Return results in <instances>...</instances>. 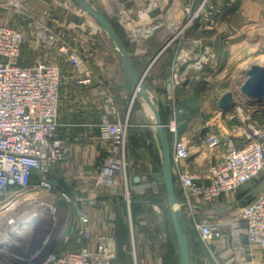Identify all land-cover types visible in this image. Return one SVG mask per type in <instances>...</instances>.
I'll return each mask as SVG.
<instances>
[{"label":"built area","instance_id":"2783aa9c","mask_svg":"<svg viewBox=\"0 0 264 264\" xmlns=\"http://www.w3.org/2000/svg\"><path fill=\"white\" fill-rule=\"evenodd\" d=\"M132 1L143 4L140 8L143 15L159 8L157 0ZM180 1L185 2V10L188 12L187 5L194 0ZM156 20L149 19L146 25L149 29L143 33L145 37H150L157 28ZM180 34L181 31L169 38L166 45L176 38L184 40ZM49 38L48 43L51 44L52 37ZM23 45V33L16 27L0 22V237L10 231L3 241L12 239L15 231L11 230L17 227L14 222L25 213L29 214L32 209H40L39 217L43 212L58 211L52 203L45 204L42 201L28 209L34 197L27 195L42 190L50 191L53 183L49 176L53 165L66 156L64 141L58 133L61 72L58 66L44 62L22 65ZM60 51L65 53L73 68L79 69L82 66V58L75 51L64 45ZM176 58L180 59L178 55ZM175 69L174 65L166 80L167 88L172 91L181 85L182 80ZM90 82L89 78L76 80L78 85ZM107 104L108 110L115 114L113 97L107 98ZM182 112L181 108L172 106L165 129L172 136L173 172L180 193V208L185 218H188L204 243L222 238V225L200 218L195 202L211 203L223 195L237 193L255 179H261L263 184L260 193L238 209L237 217L245 229L247 245L264 249V114L259 121L246 120L236 136L207 133L201 145L193 152L188 142L177 135V122ZM126 133L127 123L117 117L99 124V137L109 144L110 152L98 169L94 195L99 191L103 177L111 179L114 175L122 177L124 174V170L122 174L118 169L119 163L115 156L122 154L123 159ZM220 147L225 148V153L219 161L214 162L213 153ZM192 152H202L208 161L198 169L181 167L190 159ZM105 186L117 190L115 183L108 182ZM61 197L64 204L59 209L67 208L63 231L69 229L67 233L72 234L75 248L53 252L44 264H113L118 250L115 234L104 232L94 235L90 218L81 208L85 202L84 197L72 191L62 193ZM20 203L22 211L25 210L22 214L16 209ZM157 264H160V260Z\"/></svg>","mask_w":264,"mask_h":264},{"label":"rangeland","instance_id":"374dc122","mask_svg":"<svg viewBox=\"0 0 264 264\" xmlns=\"http://www.w3.org/2000/svg\"><path fill=\"white\" fill-rule=\"evenodd\" d=\"M90 1L95 6L101 7L121 36L124 34L119 28L120 25L130 29L134 23L143 25L144 22L149 23V19L154 21L157 18V28L154 29L153 36L149 39V47H153V50L162 46L172 36L175 37L179 31H181L180 37H183L184 40L192 37L209 38L216 34V41H220L218 53H222L221 50H223L218 67L200 75L194 74L183 77L184 82L181 80L180 88L174 90L175 96L180 99L179 104L183 105L181 109L185 120L184 123L177 125L178 136H181V133L195 132V130L197 135V129L201 125L214 122H217L219 126L215 133L220 136H227L234 131L227 133L226 129L232 130L239 125L242 126L246 120L259 119L264 114L263 111H256L255 107L247 105L245 97L240 91L251 65L264 66V0H194L190 5H187L188 12L185 10V2L179 1L175 4L169 2L167 5H162L155 11L144 15L140 11L143 4L132 0ZM204 1H206L204 6L199 10ZM76 8L81 11L74 0H0V22L16 27L24 35L20 60L22 64L33 65L37 62H44L58 66L61 72V61L52 59L59 53L54 41L57 40V37L62 38L63 43L60 45L66 47L65 44L69 40L67 25L70 22H82L84 20L81 16L75 17L73 12L76 11ZM81 13L87 16L93 25H97L88 14L82 11ZM195 23L201 32L194 28ZM185 25L187 26L181 29ZM221 33L227 34L225 40L220 37ZM46 35L47 40H45ZM49 36L52 37L51 44L48 43L50 41ZM122 38L125 39V36ZM231 41L233 42L230 43ZM59 43L61 42L58 40ZM229 46H233V50L227 51ZM223 47L226 49H221ZM227 92L232 94L235 106L222 114L218 102ZM126 100L127 103H124V107L119 113L121 116L119 119L127 123L124 156L122 159L120 153L117 156L113 155L118 163L123 165L124 161V174L122 177L121 175H114L111 179L103 177L99 190L101 191L102 188L109 189L105 186L108 182L115 183L117 189H121L124 198L122 204L126 210L125 224L127 229L132 231L133 236L129 239V246L138 249L137 246L140 244L150 254L157 252L156 259L160 260L165 257L162 254L163 251H175L176 246L161 176V146L154 128L150 124L153 122L150 109L145 106L146 111H142L138 96L132 99L129 105L128 99ZM157 102L159 112H163V116H165L167 104L163 100ZM65 158L66 156L64 160ZM104 158L100 161L98 169ZM54 165L53 167H55ZM51 172H53V168ZM95 177L96 182L99 177L97 173ZM51 182L53 187L50 191L42 190L36 194L27 195V197H34L30 200L31 205L28 209L36 206L40 201L45 204L47 202L48 204L52 203L58 210L59 207L63 206L64 200L61 194L67 193L69 189L61 181ZM258 183H253V186L252 183L251 186L250 184L245 185V188L250 186L247 192L255 191ZM241 191L240 193L237 192L238 196L237 194L226 195L233 198L228 201H222V196L213 201V206L236 203V206L230 210L220 211L213 215V220L220 223L224 230L230 228V223L240 226L237 211L248 202V200L234 198L235 196H242L244 192L242 189ZM16 209L19 210V214L25 211H22V203ZM64 209L67 211L66 207ZM229 211L230 213L236 211V214L232 212L233 214L229 215V220H225ZM186 221L189 237L195 236L193 233L195 231L187 217ZM68 230L63 231V239L57 246V251L75 248V244L72 243V234L67 233ZM191 244L195 246L193 239ZM232 247L233 252L237 250L238 246L235 244ZM256 250L261 253L264 252V249Z\"/></svg>","mask_w":264,"mask_h":264},{"label":"crops","instance_id":"0c3cea01","mask_svg":"<svg viewBox=\"0 0 264 264\" xmlns=\"http://www.w3.org/2000/svg\"><path fill=\"white\" fill-rule=\"evenodd\" d=\"M157 1L159 7H161L162 5H167L169 2L175 4L180 0ZM92 5L111 23L110 18L106 16L101 7L95 6L93 3ZM75 10L73 12L75 17L81 16L84 20L82 22H70L67 25L66 30L68 31L69 40L64 44L69 50H73L80 55L83 62L82 66L79 69H75L69 64L65 53L60 51L59 48V46H62L60 44L63 43L62 38L57 37V40L54 41V45L58 47L59 53L52 57V59L61 61L58 133L65 144L66 158L65 160L63 159L64 161L61 160L54 165L55 167H53V172L50 174V179L51 181L65 183L69 191L85 198V202L81 205V208L90 218L94 235L104 232L116 233L118 250L113 264H157L159 261L156 259L158 256L157 252H153V257V253H148V250L143 249V246L140 244L137 246L138 249L129 246V239L130 237L133 238V236L132 231L130 232L125 224L126 210L122 204L124 198L121 189L109 190L102 188L96 195L93 194L99 161L110 152L109 144L99 137L98 126L103 121H112L115 117L119 118V113L122 107H124V103H127L126 99H128V105L132 101V88L126 79L115 52L111 48L107 35L98 25H93L87 16L81 13L82 10L80 11L77 8ZM144 23L143 25L140 23H131L130 29L120 25L119 28L122 30L125 39L122 38L124 36L119 34L117 28L112 23L111 25L122 40L137 73H144L143 84L146 86L150 95L157 101L160 102L163 100L167 104L165 109L168 123L172 106L177 108H182L183 106L179 104L180 99L175 96V92L166 86V80L171 75L172 67L174 65L176 66L175 70L182 77L181 79L194 74L200 75L218 67L223 50H221L222 53H218L220 51V41H216V34L209 38H187L185 41L175 39L171 44L166 45V42L153 50V47H149V39L153 35L145 37L140 34V29L144 27ZM194 28L198 32H201L197 23H195ZM220 37L223 40L227 37V34L221 33ZM58 40L61 43L58 44ZM232 47H227V51L233 50ZM221 49L226 48L223 47ZM177 55L180 59L176 58ZM86 78L90 79L91 82L89 84H76V80ZM109 96L113 97L115 101V114H112L108 110L107 98ZM140 102L142 111H146L145 106L147 105L141 98ZM181 116L182 114L178 118L177 125L185 122L184 117ZM257 119L253 118L249 120L259 121L261 118L259 117ZM152 123L150 124L152 125ZM205 127L208 128L207 133H215L219 128L217 122L206 123L197 129L198 137L196 130L195 132L180 134V137L188 142L193 152L202 143L203 137H200V134L201 130ZM240 129L241 125L232 128V130L226 129V131L227 133L234 131L230 135L236 136ZM193 152L190 159L182 164L181 167L186 166L190 167V169H198L200 165L208 161V158L202 152L198 154H193ZM224 153L225 148H217L213 153V161H219ZM255 182H259L255 191L247 192L251 183L253 186ZM248 184H250L249 187L245 188L243 186L244 188H241L244 192L243 194L241 193L242 196L237 197L239 194L235 193L237 196L234 197L233 195V197L243 199L244 201L248 200V202L255 198L260 193L263 182L261 179H255ZM241 189L237 192H242ZM222 197V201L233 199L226 195ZM213 203L196 201L195 206L198 216L213 220L214 214L220 211L230 210L236 206L234 202L228 205L224 204L225 206H213ZM232 212L230 213L229 211L225 220H229V215H232ZM234 214H236V211ZM233 224L230 223L231 229L224 230L222 238L215 239L209 243H204L194 230V238L189 237L191 264H264V252L261 253L259 250H256L259 249L258 247L248 246L245 239L244 227ZM192 239L195 242V246L191 244ZM73 241L74 238H72L74 245L75 242ZM235 244L238 246L237 250L232 252V246ZM174 249L175 251L166 250L162 252L165 257L160 259L161 264L163 262L164 264H179L177 243ZM162 254L160 253V255Z\"/></svg>","mask_w":264,"mask_h":264},{"label":"water","instance_id":"95a60500","mask_svg":"<svg viewBox=\"0 0 264 264\" xmlns=\"http://www.w3.org/2000/svg\"><path fill=\"white\" fill-rule=\"evenodd\" d=\"M74 2L83 12L93 18L107 35L111 48L115 52L132 88V99L136 95L139 96L152 113V126L161 146V176L166 194L167 209L176 237L179 264H191L186 218L180 208L173 172L172 143L162 122L157 100L150 95L143 84L144 73H137L130 55L109 20L89 0H74ZM246 75L247 78L240 88L245 97V103L255 107L256 111L264 112V66L253 64ZM218 106L222 114L230 111L235 106L232 94L230 92L225 93L219 99ZM207 132L208 128L205 127L201 130L200 137H204ZM66 216L67 211L65 209H59L55 213L43 212L40 217L32 219L27 229L20 230L9 241H3V238L10 231L6 232L0 237V264H44L48 256L56 251L63 239V226Z\"/></svg>","mask_w":264,"mask_h":264},{"label":"bare ground","instance_id":"6f19581e","mask_svg":"<svg viewBox=\"0 0 264 264\" xmlns=\"http://www.w3.org/2000/svg\"><path fill=\"white\" fill-rule=\"evenodd\" d=\"M144 24H145V26L140 29V34L141 35H143V33H145L144 31L146 29H149L148 27H146V25H148L149 23H144ZM150 29H151V27H150ZM118 165H119L118 169L122 173L123 172V165L121 163H119ZM38 211H40V209H38V208L32 209L31 212H29V214L25 213L24 216L21 217L17 222H14L15 226H17V227L15 229H13L15 232H14V234L12 236L18 234L20 232V230H23L25 228L27 229L29 227V223L32 221V219L39 217V212ZM20 221H22V222H20ZM12 236H10V237H12Z\"/></svg>","mask_w":264,"mask_h":264},{"label":"trees","instance_id":"16d2710c","mask_svg":"<svg viewBox=\"0 0 264 264\" xmlns=\"http://www.w3.org/2000/svg\"><path fill=\"white\" fill-rule=\"evenodd\" d=\"M20 63H21V61H20ZM22 64V63H21ZM23 65V64H22ZM163 112H160V115H161V119H162V122H163V124L165 125L166 123H167V115L165 114V116H163ZM183 116V115H182ZM181 116V117H182ZM167 132V134H168V136H169V139H170V142L172 143V136L170 135V133L168 132V131H166ZM100 161H101V159H100ZM100 161H99V163H100ZM177 189V188H176ZM177 193H178V197H179V200H180V193H179V190L177 189ZM186 224H187V221H186ZM114 234H115V236H116V233L114 232ZM116 239H117V237H116ZM118 245V244H117ZM57 251V250H56Z\"/></svg>","mask_w":264,"mask_h":264}]
</instances>
